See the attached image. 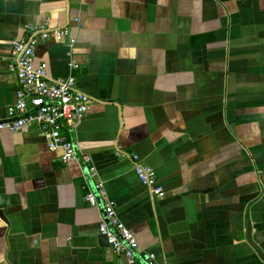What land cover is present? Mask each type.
I'll use <instances>...</instances> for the list:
<instances>
[{
	"label": "crops",
	"instance_id": "0c3cea01",
	"mask_svg": "<svg viewBox=\"0 0 264 264\" xmlns=\"http://www.w3.org/2000/svg\"><path fill=\"white\" fill-rule=\"evenodd\" d=\"M46 23L77 41L70 56L39 44L35 64L88 97L66 135L141 248L158 264H264V0H0V120L11 42ZM60 155L34 126L0 131V264H128L84 201L85 165Z\"/></svg>",
	"mask_w": 264,
	"mask_h": 264
},
{
	"label": "built area",
	"instance_id": "2783aa9c",
	"mask_svg": "<svg viewBox=\"0 0 264 264\" xmlns=\"http://www.w3.org/2000/svg\"><path fill=\"white\" fill-rule=\"evenodd\" d=\"M74 23L78 26L79 19ZM50 40L65 42L69 56L77 41L69 27L51 28L47 23L28 26L24 36L12 40L8 69L16 76L18 89L15 103L8 107L6 118L0 120V131L17 133L34 126L50 152H61L63 164L69 161L83 163L89 179L83 186L84 201L92 208L102 209L98 231L106 238L108 247L115 255L124 257L128 264H158L156 255L144 251L134 234L118 218L90 158L78 152L74 141L66 135L73 133L84 118L89 99L77 89L75 77L53 80L48 76L46 63L35 64L37 46ZM70 68L76 66L70 64ZM130 158L140 183L154 197L163 198L164 191L154 169L136 154H131Z\"/></svg>",
	"mask_w": 264,
	"mask_h": 264
},
{
	"label": "water",
	"instance_id": "95a60500",
	"mask_svg": "<svg viewBox=\"0 0 264 264\" xmlns=\"http://www.w3.org/2000/svg\"><path fill=\"white\" fill-rule=\"evenodd\" d=\"M73 140V139H72ZM101 238H103L104 241H106V238L104 236L101 235Z\"/></svg>",
	"mask_w": 264,
	"mask_h": 264
}]
</instances>
